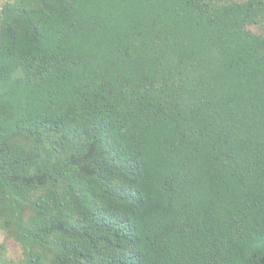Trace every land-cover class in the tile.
<instances>
[{
    "label": "trees",
    "instance_id": "trees-1",
    "mask_svg": "<svg viewBox=\"0 0 264 264\" xmlns=\"http://www.w3.org/2000/svg\"><path fill=\"white\" fill-rule=\"evenodd\" d=\"M0 2V264H264V0Z\"/></svg>",
    "mask_w": 264,
    "mask_h": 264
},
{
    "label": "rangeland",
    "instance_id": "rangeland-1",
    "mask_svg": "<svg viewBox=\"0 0 264 264\" xmlns=\"http://www.w3.org/2000/svg\"><path fill=\"white\" fill-rule=\"evenodd\" d=\"M0 242L1 243L5 242V236L3 232L1 231H0ZM6 248H7V251H8L7 253L9 254L10 258H20L21 257V249L17 243L13 241H6Z\"/></svg>",
    "mask_w": 264,
    "mask_h": 264
}]
</instances>
